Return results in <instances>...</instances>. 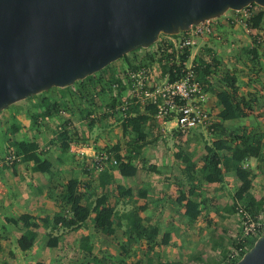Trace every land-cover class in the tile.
Instances as JSON below:
<instances>
[{"label":"rangeland","instance_id":"374dc122","mask_svg":"<svg viewBox=\"0 0 264 264\" xmlns=\"http://www.w3.org/2000/svg\"><path fill=\"white\" fill-rule=\"evenodd\" d=\"M259 10L263 13V22L261 24V27L263 28L261 29H264V8L257 6L251 8L253 13ZM230 14L231 12L228 11L224 13V15ZM212 38L213 37H210L209 39L195 40L192 46H189L188 48L178 52L177 58L174 57V53H170L167 55L164 61H161V59H159L156 55H148L143 50H136V53L141 54L143 61L139 64V67L149 68L151 76L147 86L138 91H134L130 85V79L126 75V70L129 72L130 69L124 65L125 59H120V61L117 60L107 65L101 71L94 74V80L96 82L94 88L96 91H91L90 93L94 96V99L91 95L87 97V99L89 98L90 100H93V102L91 100L92 103H90V107L87 108V110L84 109L85 101L73 93L78 87V85L75 83L65 88H51L46 92H42V94L40 93L35 95L31 101L29 98H25L24 100H20L12 105H9L4 110L0 111V121L4 120L3 122H0V161H4L8 156H13L15 159L11 164H1L0 172L9 173L13 168L16 169V167L20 165L17 175L21 173V166L24 163L21 161L24 160H21L20 156L12 154L15 151L12 142H15L18 147L21 148L24 143L29 140L28 137L30 136L28 135L27 137L28 133L22 129L18 130L19 128L17 127H22L24 125V121H26V118H28V109L30 107L33 108V101L38 102L39 98L41 99L44 97L50 103L54 100H57V103L62 104V107L59 106L58 109L65 115H46V117H42L37 120L36 136L33 135L32 139L40 146V149L37 150L38 155H41L42 153L46 157H56L57 159H59V157H63L64 161L68 163V166H71L70 171L72 175H75L80 179L86 178L87 170L78 164H74V156L70 155L67 150L62 151L61 145L65 142L67 135L60 137L57 127H59V125L61 128L69 127L68 129L70 135H74V131L75 135L82 142H86L89 139V135H92V133H96L97 135L99 134L98 132H95L96 130L93 132V129L98 127L99 123L101 122V124L104 126L101 135L103 136L102 140L106 141L104 145L92 146V150L94 151L95 155L99 156L101 154L106 156L108 161L107 163H110L114 156L112 147L117 146L119 149L118 155L121 159H123V161H129L133 164L134 162H137V160L139 161L137 165L141 166L140 171L142 178L144 181L150 182V180L152 181L156 177L155 174L159 173H154V171L151 169L152 165L147 164L146 157L149 153H152V150L154 151L152 145L162 142L165 150V159L169 161V164L164 166V168H160L159 166L161 169L159 172H163L165 174L167 172H171L176 177H179L181 165L178 156L181 154V146L180 137L177 133H171V135H166L165 138L162 139L153 137L151 139L153 142L150 140L152 142L151 146H146L145 144L144 147L146 148L144 149V153L142 156L139 154V157L137 154L138 152H136V150L139 148H137L134 143L135 136L130 132L124 134L121 130V124L119 121L122 122L124 118L131 114L134 115L144 112L143 108L147 105L148 100L144 98L143 93L152 91L156 86L163 83L165 79L168 81L169 70H172V75L176 79H183L187 77V72L192 69L194 77L189 79V81L196 83L199 82L196 78V75L198 74V71H196L198 63L194 61L196 56L206 58L208 54L212 56H215L216 54V57L219 60L225 58L227 61L223 64L228 65V68L221 64L222 66H220V69L218 68L216 73L211 76H207L209 81L208 88L206 89L207 93H215L221 89L222 85L220 84V79L222 76V71H229L231 68L230 62L232 61L233 63V60L241 65L250 63L251 68L247 71L253 74L252 77L258 79V65L256 58H251V54L248 53L244 45L239 46V44L237 45V48L228 50L226 48L225 42H222L219 45L217 44V49L215 47L216 45H214L213 41H211ZM184 50L189 52V59L181 61L180 57L185 52ZM128 54L129 57H132L134 56L135 52H130ZM235 71L238 74H242L243 70L235 68ZM116 77H119L118 81L116 80L118 79ZM123 90H126L127 92V94L124 93V96L122 94ZM69 99L71 103L72 101H75L77 104H71ZM84 111H88L90 115L86 117L82 116L85 114ZM90 120L93 121V124H96L95 127L93 124L91 125ZM257 120L258 116L247 120L248 124L246 125H249L253 129L255 128L257 134L260 133V135H264L262 128L260 129L258 126L255 127L259 122H256ZM210 121L214 129L219 128L217 127V122L214 115H211ZM149 124H151V121ZM246 125L240 126L239 124L237 126V124L234 123V127L237 130L231 133H234L235 135H240L244 132L251 133L241 131L243 129L240 127H245ZM154 131L158 132L157 129H153V132ZM157 132H154L156 137L158 134H160V131L158 133ZM120 133H122V136ZM43 136L46 137L42 138ZM214 139V135H212V137H204L203 135L192 133L193 142L198 144V150H196V148L192 153L194 161L198 160L200 163L202 154H204L203 147L206 144L210 145ZM46 147H49V150H45ZM47 152L49 155H47ZM175 158L177 160H175ZM111 165L114 167L113 164ZM107 168L109 169V165ZM26 170H28V168H26ZM193 171H195V168ZM88 173L89 172L87 171V174ZM90 175V178H86L88 180H81L78 182V185L80 186H87V183H89L91 190H93L91 195H88V198H85L83 201L93 204L98 197L104 195L106 197V205L111 207L117 215L128 212L137 214L143 212L140 211L139 199L136 195L137 180L135 177L118 179L116 183L118 184L117 187L115 186V189L111 188L112 191L107 189L105 192V187L111 184H96L95 182L97 180V175H94L92 171ZM187 175L189 176L190 174ZM14 177L16 176H13V178ZM150 177H152V179H150ZM176 182L177 181H174L173 184L168 182L167 189L169 194L167 198H165V201L169 202L171 206L164 208L160 205L161 211L156 210L151 212H143L144 217H142V224L154 236L152 244H150L151 242H147L146 239H141L138 242H126L128 229L126 221L124 219H117L116 217L112 216L109 221L108 238H106L107 242L103 240L102 234L94 231L92 222L86 220V222H84L86 223V227L84 228L86 231V237H81V239L86 238L85 240H87V242H82V240L80 241L79 238V240L73 242H67L64 240L65 242L62 245L63 247L59 252H57L56 255L53 257L52 255H45L44 259L47 258L48 264H156L160 260L158 255L174 254L173 250L171 249V245L170 247L166 248L160 244L164 232H174L173 234L177 239V241L174 242V247H179V244L186 245V251L183 255H189L190 260L194 256L196 257L195 259L191 260L189 264H219L225 258L226 253L231 247L230 243L238 232V224H236V220L238 222V219L234 213V208H232L231 213L227 212L225 214L222 211H204L201 207L199 210L201 212L198 218H196L195 221L190 222L183 216L179 202L177 201L179 196L176 195H179V193L175 187L177 185ZM169 186L172 187L169 188ZM99 188L101 189V192H99ZM263 189L264 184H262L261 191ZM126 191H130V194H125ZM182 191L185 192L186 188H184ZM202 192L203 189L199 193L202 195ZM58 212H63L65 214V208L59 209ZM261 214H264V203L262 207L257 210L256 216ZM90 215H92V213H90ZM90 220H92V218H90ZM236 225L237 229L235 231ZM205 226L207 231L205 232L206 234L204 233ZM64 230L65 229L62 231ZM64 235V232H62L61 236ZM224 242H229L228 246H222V243ZM39 243L41 246L39 245L38 248H43L44 246H42V243ZM120 246H122V248ZM152 255H155L154 257L157 255V258L152 257ZM38 261L39 262H36L35 264H43L41 259ZM15 262L16 261H14V263Z\"/></svg>","mask_w":264,"mask_h":264},{"label":"crops","instance_id":"0c3cea01","mask_svg":"<svg viewBox=\"0 0 264 264\" xmlns=\"http://www.w3.org/2000/svg\"><path fill=\"white\" fill-rule=\"evenodd\" d=\"M222 22V21H220ZM263 22V18L261 21V24ZM223 23V22H222ZM220 23L219 28L217 29V34L214 38H212L211 41H213V44L216 45L215 47L218 49L217 44L219 45L222 42H225L226 48L228 50H232L233 48H237L241 45H244L250 53L251 49H255L256 55V61H257V70H258V79H255L252 77L253 74L251 72L247 71L251 68L250 63H246V65H241L238 62H235L233 59L230 62V69L227 71L229 75H233L236 79L235 86L237 88V93L239 96L243 97L246 100H250L252 102L251 104V113L250 116L244 117V118H238L231 121H225L222 122L217 118V114L220 111V107L216 104L215 99V93H207L206 94V108L209 110L210 120L211 115H214L215 120L217 122V127H219L220 131H222L223 135H226L228 133H231L233 131H236L234 127V123L237 124V126L240 124V126L248 124L247 120H250L254 117L258 116V122L255 127H260L264 131V29H261V24L259 28H250L249 30L241 29L237 27H229L225 24ZM257 34L261 35V43L259 45L255 46V38ZM234 43V45H233ZM214 50V48H213ZM243 50V49H242ZM225 51V50H224ZM227 51V50H226ZM223 52V51H222ZM228 52V51H227ZM221 53V52H220ZM224 53V52H223ZM251 54V53H250ZM192 57V56H191ZM216 60L220 63V66H224L228 68V65H224L223 63H226V59H218L216 57V54L214 56ZM193 58V57H192ZM251 58H253L251 54ZM125 58H121V60H124ZM189 59V56L187 60ZM228 59V58H227ZM120 61V59H118ZM222 62V63H221ZM222 64V65H221ZM124 65L127 67V61L124 60ZM220 69V67H218ZM236 69H241L242 74H238ZM109 71V70H108ZM224 72V71H222ZM240 75V76H239ZM91 93V90L88 91ZM124 93L127 94L126 90H123L122 94L124 96ZM93 97L92 94H89ZM35 96V95H34ZM131 96V95H130ZM91 97V98H92ZM34 98V97H33ZM33 98L29 99L30 101L33 100ZM44 98V97H42ZM41 98V99H42ZM89 99V98H88ZM70 101V99H69ZM32 107L28 109V118H26V121H24V125L19 128L18 130L26 131L27 137L28 135L30 137L29 141H32L36 144L37 150H39L40 146L37 142H35L32 137L33 135L36 136L37 131V125L33 126L31 124V118L35 114H42L45 111V107H41L40 105L42 102H40V98L38 102L33 101ZM71 103V101H70ZM92 103V102H90ZM71 104H77L75 101H72ZM127 104V103H126ZM85 109L89 108V103L84 102ZM35 108V109H34ZM40 108V109H39ZM141 111V110H140ZM55 114H59L57 116H64L61 111H57ZM69 115V114H68ZM42 117H46L42 116ZM41 116L38 118H42ZM4 120H1L0 122H3ZM41 123V122H40ZM68 123V122H67ZM121 124V121H119ZM94 127L96 124H93ZM39 126V123H38ZM5 127V126H4ZM60 127V125H59ZM103 125L101 122L99 123V126L93 129V132H98L99 136L96 133H92V135H89V139L86 142H82L73 131L74 135L77 137V141L82 145L81 148H77L75 152H71L69 148H67V151L70 155L74 156V164H78L79 166H82L85 170H87L89 173L87 174L86 171V178H90L91 171L94 173V175H97L96 178V184H99V174L102 171H107L111 176V181L109 186H106L109 191H112L111 188L115 189V186L117 187L118 184L117 180L121 179L120 175L118 174L115 164L112 163L113 160H111L110 163L103 162L100 165H97L95 163V157H94V151L92 150L93 145H104L106 140H102L103 136ZM175 123L173 121H167L163 125H160L157 123L155 119L152 118L151 124L147 125L145 129L146 137L143 141H138V144L135 145L138 146L136 152H138V156H142L144 153V145L151 146V143L153 142L151 139L154 138H165L166 135L172 134H178L180 137V146H181V154L179 157L180 162V174L179 177H176L171 172H167L166 174L163 172H159L164 166H167L169 161L165 159L164 155V145L161 143H157L156 145H152L154 151L152 150V153H149L146 157L147 164H151V169L154 171L155 178L150 182L144 181L141 175V166L137 165L139 161L131 163L137 168L135 177L137 180V186H136V195L139 199L140 204V211L143 212H151L159 210L161 211L160 205L164 208L171 206V204L167 201H165V198H167L169 192H168V182H171L172 184L174 181L176 182V188L178 190L180 197V192L184 190V188H194L196 192V202L198 203V211L202 207L204 211H222L225 214L227 212L232 211V208H234V203L236 201L234 194L239 186V182L236 180L234 174L232 172H221L220 176V183L218 184H207L201 181V174L199 173V168L202 164L198 160H193L192 153L194 149L198 150V144L194 143L192 140V133H197L199 135H202L201 131L196 129L187 132L185 135H181L175 130ZM7 128V127H5ZM58 128V127H57ZM67 127L63 128L66 129ZM69 128V127H68ZM246 132L256 133L255 128H251L249 125L245 127H240ZM153 129H157L160 134L156 137L154 135ZM6 130V129H4ZM55 131V127H54ZM219 131V132H220ZM157 132V133H158ZM14 134V133H13ZM59 134V133H58ZM122 136V133H120ZM260 134V133H259ZM15 135V134H14ZM26 135V134H25ZM149 135V137H148ZM66 136V135H65ZM99 138H98V137ZM46 137V136H45ZM44 136L42 138H45ZM68 139H65V142L68 146ZM152 142H151V141ZM103 141V144H102ZM150 141V142H149ZM148 143V144H147ZM45 144V143H44ZM208 145V144H206ZM205 145V146H206ZM204 148V147H203ZM36 150V153H37ZM45 150H49V147H46ZM139 150V151H138ZM141 151V152H140ZM204 151V150H203ZM140 154V155H139ZM47 155L49 153L47 152ZM203 156V154H202ZM39 158L42 160H47L51 163V172L50 174H41L38 172H32V164L28 161H21L24 162L21 166V173L17 175L19 172V166L16 167V169H12L11 172H0V264H35L36 262H39L38 260H42L43 264H48L47 258L44 259L45 255H54L57 254V252L60 251V249L63 247V243L66 240L67 242H73L76 240L82 242H87L85 239H81L86 237V231L84 228L86 227V221L81 223L80 227L76 230H69L61 228L59 225H57L56 228L51 229L50 226H43L40 225L38 229L34 230L33 232L36 234V239L28 250L21 251L20 248L17 245L18 238L24 233L25 229L22 228L21 224H12L9 222H5V219H16L20 215H29L32 219H39V218H48L50 219L56 212H58L59 209L62 208V205L58 202V194L61 191L62 185L66 183L69 179L75 178L78 182L81 180H88L86 178L80 179L76 177L75 175L71 174V166H68V163L64 161L63 157H59L57 159L56 157H46L42 153L39 155ZM22 160V159H21ZM175 160H177L175 158ZM189 163L194 166V168L188 172L185 162ZM197 161V162H196ZM57 164H55V163ZM2 163V161H0ZM136 163V165H135ZM96 164V167H95ZM114 167H112V165ZM27 165V166H25ZM109 165V169L107 168ZM98 166H101L100 170L98 169ZM160 166V168H159ZM242 167L246 170L250 171L251 173V185L247 193L243 196L241 202L242 203H249L252 201L254 204H260L264 203V192L261 191L262 184H264V149L263 145L261 147L259 157L258 158H249L245 160L242 163ZM18 168V169H17ZM28 168V170H26ZM139 168V169H138ZM92 169V170H91ZM197 169V170H196ZM16 170V171H15ZM151 170V171H152ZM152 171V172H153ZM24 172V173H23ZM182 172V173H181ZM151 174V173H149ZM187 174H190V177H188ZM13 176H16L13 178ZM123 179V178H122ZM125 179V178H124ZM152 179V177H150ZM166 182V183H164ZM78 185V192L83 194V199L88 198V195H91L92 191L89 183H87V186H80ZM83 187V188H81ZM85 187V188H84ZM172 187V186H171ZM169 186V188H171ZM81 188V189H80ZM203 189L202 195L199 193ZM103 190V191H104ZM99 192H101V189L99 188ZM183 192V191H182ZM101 194V193H100ZM130 194V193H129ZM133 194V193H132ZM169 198V197H168ZM179 202V206L182 210V204L180 198L177 199ZM106 202V201H105ZM142 213H138V216L142 219L144 217ZM183 212V211H182ZM201 211H199L200 214ZM198 214V216H199ZM197 216V218H198ZM232 216V215H231ZM93 217L92 215H89L88 221H91L90 218ZM143 223V219H142ZM236 224H238L236 220ZM237 229V225L235 226V231ZM62 232H64V236L62 235ZM206 231V226L204 227V233ZM169 232H164L163 235H168L167 238V244L162 245L163 247H170L173 250L172 255H158L159 261L156 264H189L191 260L195 259L194 256L191 260L189 259V255H183L185 253L186 245H180L179 247H174V242L177 241L175 235ZM206 234V233H205ZM162 235V237H163ZM61 236V237H60ZM49 237H58V243L55 248H47L45 246L46 241ZM79 238V239H78ZM103 240L107 242L108 236L103 235ZM179 240V239H178ZM42 243L43 248H38L40 243ZM157 244V242H156ZM161 244V241H160ZM229 242L222 243V246H228ZM231 244V243H230ZM215 245V244H214ZM220 245V244H218ZM41 246V245H40ZM156 248V247H155ZM154 249V248H153ZM189 250V248H188ZM155 255H152L154 257ZM157 258V255L156 257ZM14 261H16L14 263ZM46 261V263H45Z\"/></svg>","mask_w":264,"mask_h":264},{"label":"water","instance_id":"95a60500","mask_svg":"<svg viewBox=\"0 0 264 264\" xmlns=\"http://www.w3.org/2000/svg\"><path fill=\"white\" fill-rule=\"evenodd\" d=\"M264 0H0V111ZM234 264H264V235Z\"/></svg>","mask_w":264,"mask_h":264},{"label":"trees","instance_id":"16d2710c","mask_svg":"<svg viewBox=\"0 0 264 264\" xmlns=\"http://www.w3.org/2000/svg\"><path fill=\"white\" fill-rule=\"evenodd\" d=\"M252 7L256 6L252 4L250 5V8ZM260 10L256 11L252 15L249 28H259L263 18V13ZM250 53L253 58H255V49H251ZM188 56L189 52L185 51L180 57L181 61L187 60ZM121 58H125L128 63L126 55ZM194 61L198 63L196 71H198L199 75L203 76L213 75L218 71V67H220V63L210 54H208L206 58L196 56ZM168 72V82L177 80L173 77L172 70H169ZM116 78H118L116 79L118 81L119 77ZM94 79L95 76L93 74L81 81L75 82L78 87L77 90L73 92L81 97L85 102L89 103V105L92 99H87V97L90 96L88 91H96L94 88V85L96 84ZM235 82L236 79L233 75H229L227 71L222 72L220 79L222 87L215 92L216 104L220 107L217 118L222 122L244 118L250 116L251 113L252 102L238 95ZM33 97L34 96L28 98L31 99ZM40 102L44 104L40 106L42 108L45 107V111L42 114L37 113L32 116L31 124L33 126L37 125V120L40 116L42 117L45 115L55 114L59 111V106L62 105L57 103V100L50 103L46 98L40 99ZM143 110V113L134 115L131 114L124 118L121 122L122 132L124 134L128 132L133 134L135 136V144L138 141H143L145 139V129L147 125H149V122L152 121L153 115L155 114V108L153 105H146ZM84 113L85 114L82 115L84 117L90 115L88 111H84ZM92 122L93 121L90 120L91 125L93 124ZM219 131V128L214 129L213 135L215 136V139L212 140L210 145H206L203 148L204 154L201 159L202 165L199 168V173L202 175L201 181L207 184H218L221 180V172H232L236 180L239 182V186L234 194L236 201L239 202L251 216L255 217L257 210L262 207L263 203L260 202V204H254L251 200H249L250 204L241 202L243 196L247 193L251 185V173L242 167V163L249 158L259 157V153L264 142V135L245 132L240 135H235L234 133L223 135L222 131ZM65 135L66 132L59 134L60 137H64ZM12 144L15 148V151L12 154L20 156L24 161L30 162L32 164V172H38L41 174L50 173L51 163L47 160L39 158V155L36 153L37 146L34 142H25L21 148H19L15 142H12ZM61 146L62 151H66L68 148L66 142L62 143ZM112 150L114 153L113 160L115 161V168L120 177L132 178L135 176L137 168L129 161H123V159L120 158L117 146L112 147ZM185 164L188 172L194 168L191 162H185ZM188 177H190V175ZM99 181L101 185H107V183H110L111 181L110 174L107 171L101 172L99 174ZM179 192V198L181 202H183V216L190 222L195 221L199 211L194 188H188L185 192ZM129 193L130 191L125 192V194ZM83 200V194L78 192V181L75 178H72L62 185L61 191L58 194V202L62 205V208H65V214L63 212H56L50 219L39 218L37 220L24 214L20 215L16 219H5V222H9L14 225L21 224L22 228L25 229L24 233L17 240V245L21 251L31 248L36 239V234L33 231L38 229L40 225L50 226L51 229H54L57 225H59L63 229L76 230L80 227L81 223L88 219L90 213L93 214L92 227L94 231L108 236L109 221L111 217L114 216L117 219H124L128 225L126 242H138L141 239H146L147 242H151L150 244H152L154 236L146 227L143 226L142 219L137 213L128 212L117 215L111 207L106 205V197L104 195L98 197L93 204ZM167 238L168 235H163L161 245L164 246L167 244ZM57 243L58 237H49L45 246L47 248H55ZM252 243H250L249 248ZM120 247L122 248V246Z\"/></svg>","mask_w":264,"mask_h":264},{"label":"built area","instance_id":"2783aa9c","mask_svg":"<svg viewBox=\"0 0 264 264\" xmlns=\"http://www.w3.org/2000/svg\"><path fill=\"white\" fill-rule=\"evenodd\" d=\"M230 15H222L220 18L205 20L201 23L189 27L185 32L177 35H158L155 43L146 49H139L148 55H156L161 61L168 54L174 53L177 58L178 52L192 46L195 40L209 39L215 37L220 23L229 27H237L249 30L250 19L254 14L250 5L240 11H228ZM222 21V22H220ZM218 35V34H217ZM261 43V35L257 34L255 46ZM132 57L126 54L128 60L126 75L130 79V85L134 91H138L147 86L149 82L150 70L147 67H139L142 61L141 54L136 53ZM194 77L192 69L187 72V77L177 79L173 82L164 80L163 83L156 86L152 91L143 93L144 98L148 100L147 105H153L155 114L153 118L158 124L163 125L167 121L175 123V130L181 135H185L192 130H200L204 137H212L214 129L210 121L209 110L206 108V89L208 88V77L196 75L199 82H190ZM58 133L66 132L68 147L71 152H75L82 145L77 141L75 135H70L68 127L57 128ZM74 134V133H73ZM97 165L107 161L104 155H95ZM13 156H8L1 164H11L14 161ZM115 164V161H112ZM96 167V164H95ZM97 168V167H96ZM101 166H98L100 170ZM234 213L238 219V232L232 239L231 247L225 255V258L219 264H234L245 251L249 249L250 243L256 238L264 235V214L251 216L239 202L234 203Z\"/></svg>","mask_w":264,"mask_h":264}]
</instances>
